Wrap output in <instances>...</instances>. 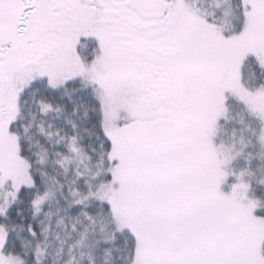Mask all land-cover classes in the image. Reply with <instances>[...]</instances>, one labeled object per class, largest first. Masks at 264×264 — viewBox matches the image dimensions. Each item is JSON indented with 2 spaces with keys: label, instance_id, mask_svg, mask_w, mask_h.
<instances>
[{
  "label": "snow or ice",
  "instance_id": "1",
  "mask_svg": "<svg viewBox=\"0 0 264 264\" xmlns=\"http://www.w3.org/2000/svg\"><path fill=\"white\" fill-rule=\"evenodd\" d=\"M0 264H264V0H0Z\"/></svg>",
  "mask_w": 264,
  "mask_h": 264
}]
</instances>
